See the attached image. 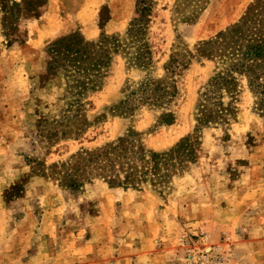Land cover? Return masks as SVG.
Listing matches in <instances>:
<instances>
[{"label":"rangeland","instance_id":"obj_1","mask_svg":"<svg viewBox=\"0 0 264 264\" xmlns=\"http://www.w3.org/2000/svg\"><path fill=\"white\" fill-rule=\"evenodd\" d=\"M136 2L44 0L11 41L0 20V264H264V118L244 77L235 74L231 96L223 93L233 113L198 132L212 59L189 60L167 105L128 99L115 109L144 79L162 78L174 52L182 59L236 23L264 27L256 16L264 0H151L149 66L131 65L132 49L119 48L77 117L64 79L44 78L51 42L71 33L124 38ZM129 135L153 151L192 136L195 157L157 189L99 178L72 189L53 174L77 153Z\"/></svg>","mask_w":264,"mask_h":264},{"label":"trees","instance_id":"obj_2","mask_svg":"<svg viewBox=\"0 0 264 264\" xmlns=\"http://www.w3.org/2000/svg\"><path fill=\"white\" fill-rule=\"evenodd\" d=\"M43 4L44 0H0L4 36L11 41L21 19L36 15ZM136 4V15L124 38L101 34L96 41H88L79 33H71L55 39L47 47L44 78L47 80L60 75L64 79L75 117L81 109V97L88 91L98 89L119 48L132 49L131 65L142 68L149 66L150 51L143 42L151 0H137ZM256 16L264 21L260 10ZM194 47L195 52L182 53V59H178V53L174 52L164 65L165 75L162 78L144 79L115 109L126 108L128 99L155 107L167 105L176 94L174 76L187 66L190 59L196 57L215 60L218 66H215L214 74L202 93L194 130L198 132V128L210 122L222 123L226 115L233 113L230 102L224 105L222 98L223 93L231 96L236 85L235 74L246 80V87L253 97V110L264 118V27L248 29L236 23ZM162 118L169 123L172 113H163ZM54 133L51 135L54 136ZM194 141L192 136L184 137L173 148L153 151L129 135L99 148L77 153L60 165L53 166V174L61 176L60 185L72 189L94 178L102 179L111 187L135 188L145 185L157 189L180 173L186 161L195 157Z\"/></svg>","mask_w":264,"mask_h":264}]
</instances>
